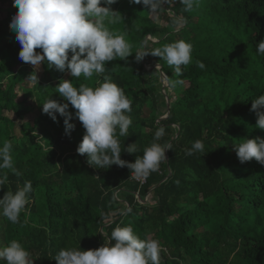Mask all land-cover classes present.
<instances>
[{"label": "trees", "instance_id": "16d2710c", "mask_svg": "<svg viewBox=\"0 0 264 264\" xmlns=\"http://www.w3.org/2000/svg\"><path fill=\"white\" fill-rule=\"evenodd\" d=\"M198 4L186 11L180 0H167L150 14L142 3L117 0L110 7L123 19L109 27L126 33L131 56L106 63V72L91 80L71 78L67 70L44 62L38 83L27 87L33 71L19 58L21 45L10 29L18 8L13 0H0L7 9L0 18V145L12 142L14 166L22 173L5 170L8 180L0 186V198L25 181L33 185L19 223L0 214V246L16 239L33 264H57L61 249L99 248L116 227L131 225L141 239L160 242V264H264V165L255 158L241 163L233 148L245 138H264L251 110L252 99L264 94V54L256 50L264 40V0ZM181 39L192 45V62L182 66V74L151 54L135 59L138 52ZM104 75L131 101L132 125L128 136L118 139L122 149L136 143L137 152L122 150L121 158L135 162L159 127L165 133L158 142L172 146L143 185L131 179L126 166L93 168L77 153L85 129L70 104L75 124L70 135L59 113L53 121L42 111L50 96L66 102L55 89L61 80L95 86ZM29 96L38 109L30 122L24 120L32 110ZM196 140L206 153L186 155Z\"/></svg>", "mask_w": 264, "mask_h": 264}, {"label": "clouds", "instance_id": "9594fccd", "mask_svg": "<svg viewBox=\"0 0 264 264\" xmlns=\"http://www.w3.org/2000/svg\"><path fill=\"white\" fill-rule=\"evenodd\" d=\"M117 0H13L18 11L13 15L10 29L21 45L19 58L35 69L47 62L48 67L61 72L67 70L71 78L91 80L94 75L106 72V63L119 57L126 60L132 53V44L126 33H117L109 25L123 19L119 11L111 9ZM167 0H129V3L143 4L150 14L158 13ZM186 11L198 7V0H180ZM105 6H101V5ZM40 49L41 51H36ZM257 53L264 54V40L257 43ZM71 53V57H69ZM151 54L166 60L167 64L182 74V66L192 62V45L184 40H176L151 52L135 54L137 62ZM197 66L203 69L202 62ZM28 80L38 83L36 71ZM177 81L176 83H181ZM56 93L63 99L60 103L50 97L42 104L43 113L56 121L57 113L64 118L65 134L70 135L75 124L70 123L73 113L69 104L76 110L75 118L85 129L78 144L77 153L86 155L89 166L108 169L112 165L127 167L137 177L147 176L156 171L166 159V151L171 144H161L165 129L157 128L153 142L143 149L135 162L121 158V152L136 153V143L121 148L119 137H127L132 125L131 101L124 90L112 82L108 75L103 76L95 86L80 83L75 86L71 79L61 80ZM264 94L252 99L251 110L256 113V127L264 130ZM12 142L0 145V186L6 184L10 170L14 175L22 173L14 166ZM241 163L253 158L264 165V138H245L233 146ZM194 152L205 154L204 144L196 140L186 150V155ZM33 191L31 181H25L14 192L7 191L0 198V214L12 224L19 223L23 210L29 204V194ZM129 212L131 209L128 210ZM160 242L156 239H141L131 225L116 227L102 246L82 250L79 247L61 249L55 256L57 264H160ZM0 260L6 264H33L30 252L16 240L0 246Z\"/></svg>", "mask_w": 264, "mask_h": 264}, {"label": "rangeland", "instance_id": "374dc122", "mask_svg": "<svg viewBox=\"0 0 264 264\" xmlns=\"http://www.w3.org/2000/svg\"><path fill=\"white\" fill-rule=\"evenodd\" d=\"M6 12H7L6 6H0V18H2L5 15ZM156 23L159 25V22L158 21H156ZM147 41H148V43H156V41H154L152 39H149L148 37H147ZM27 67L30 70H32V71H36V74H37L38 77L42 73V64L40 65V67L39 66H36V68L34 69L33 66L28 63ZM154 68L155 69L156 68L158 69L159 66L156 65V66H154ZM146 70H151V67H146ZM159 81L163 85V88L162 89L167 88V83H166L165 78H164L163 75H160L159 76ZM25 82H26L25 83V86H27V87H32L33 86V82L29 81L28 79H26ZM161 92L163 93V91H161ZM17 94L19 95V98L22 97L21 92L19 90L17 91ZM27 102H29L31 104L32 110H31V112L28 115L25 116V119L24 120L30 122L32 119L35 118V116L38 115V109L35 106V102L33 101V97L32 96H29L27 98ZM146 199H148V201L150 203L152 202V200L149 198L148 195L146 196ZM145 200L141 201V203H143Z\"/></svg>", "mask_w": 264, "mask_h": 264}, {"label": "built area", "instance_id": "2783aa9c", "mask_svg": "<svg viewBox=\"0 0 264 264\" xmlns=\"http://www.w3.org/2000/svg\"><path fill=\"white\" fill-rule=\"evenodd\" d=\"M145 177L146 176H142V177H137L135 175V173L131 174V179L135 182L138 183L139 185H143L145 183Z\"/></svg>", "mask_w": 264, "mask_h": 264}, {"label": "water", "instance_id": "95a60500", "mask_svg": "<svg viewBox=\"0 0 264 264\" xmlns=\"http://www.w3.org/2000/svg\"><path fill=\"white\" fill-rule=\"evenodd\" d=\"M159 68H160V66H159ZM159 68H158V70H159ZM159 74L162 75L161 72H159ZM165 102H166V107H167V110H168L169 109L168 100L165 99ZM166 117H167V113H166V115L163 118H161V120L165 119Z\"/></svg>", "mask_w": 264, "mask_h": 264}]
</instances>
